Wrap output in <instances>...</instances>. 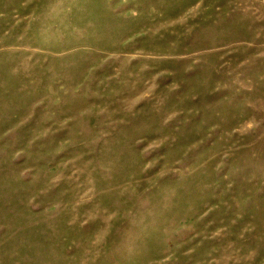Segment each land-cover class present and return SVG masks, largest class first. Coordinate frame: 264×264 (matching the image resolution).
Returning a JSON list of instances; mask_svg holds the SVG:
<instances>
[{
  "label": "rangeland",
  "instance_id": "1",
  "mask_svg": "<svg viewBox=\"0 0 264 264\" xmlns=\"http://www.w3.org/2000/svg\"><path fill=\"white\" fill-rule=\"evenodd\" d=\"M0 264H264V0H0Z\"/></svg>",
  "mask_w": 264,
  "mask_h": 264
}]
</instances>
